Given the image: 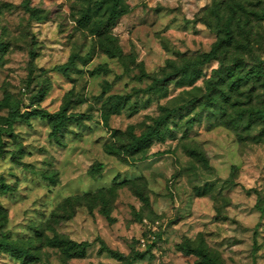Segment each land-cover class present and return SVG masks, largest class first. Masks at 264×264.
<instances>
[{
  "label": "rangeland",
  "instance_id": "rangeland-1",
  "mask_svg": "<svg viewBox=\"0 0 264 264\" xmlns=\"http://www.w3.org/2000/svg\"><path fill=\"white\" fill-rule=\"evenodd\" d=\"M102 1L0 0V100L22 113L68 104L74 116L59 141L37 114L10 129L9 109L0 107V237L28 248L30 264H128L103 245L139 252L133 264H199L183 250L196 246L221 264H264V121L238 115L264 107V84L233 89L228 76L264 61V0H240L251 15L233 26L218 59L156 90L147 89L155 77L218 40L215 0H121L125 14L111 31L122 60L93 31L108 18ZM72 55L75 65L57 70ZM100 65L108 71L95 72ZM117 96L121 109L106 123L102 112ZM165 106L177 111L162 136L128 145L129 130L140 135ZM56 233L88 242L86 255L66 257L48 243ZM0 264L20 261L0 249Z\"/></svg>",
  "mask_w": 264,
  "mask_h": 264
},
{
  "label": "trees",
  "instance_id": "trees-1",
  "mask_svg": "<svg viewBox=\"0 0 264 264\" xmlns=\"http://www.w3.org/2000/svg\"><path fill=\"white\" fill-rule=\"evenodd\" d=\"M102 3L103 5L107 6L108 18L107 20L101 19L97 23L95 22L93 24V31L100 36V46L104 52L111 58H119L122 60L124 59L123 50L119 44L118 38L112 33L111 29L114 27L115 23L125 14V11L120 8L121 0H103ZM102 3L99 5L101 6ZM222 3H224V1L219 2L218 0H215L209 9L210 15L216 18L217 24L219 25L218 40L211 47L210 51L202 54L200 59L188 62L181 67H174V70L171 73L166 74L164 77H155L153 82L147 88L148 90H156L159 86L165 85L169 77L172 75L180 74L183 78H191L193 72H195L199 66L212 60H216L220 57L222 49L227 45V43H230L235 39L233 26L236 23L240 24L243 17H246L248 20L251 15L247 12L245 7H243L240 0H229L226 2L225 6H223ZM255 15L261 18L260 14L257 12H255ZM211 16H208L209 20H206V23L209 27L213 26ZM87 19L89 20L90 17ZM2 45L3 44L0 43V46ZM75 62V56L72 55L68 62L58 65L57 70L66 74L69 68L75 65ZM94 71L107 72L108 68L106 66L100 65L95 68ZM143 75L146 77H152V75L145 71L143 72ZM228 76L233 77L231 82V87L233 89L235 87H240L242 83H247L250 80L264 84V61L259 60L253 69L247 71L244 75H236L233 71H230ZM216 87L217 84L211 81L210 85L207 87V90L212 92L216 90ZM220 93L221 96L225 95L224 90H221ZM121 103V96H117L116 99L109 105V110L102 112L103 120L106 123H108L112 114L118 113L120 111ZM0 107H7L9 109L7 122L10 129L20 116H25V114L30 113L37 114L49 120L52 127L51 135L58 140L60 139L61 135L66 133L69 121L74 118V116L67 114L68 104H65L60 111L54 114L40 109H33L22 113L19 106L12 105L7 99L0 100ZM176 111V108L165 106L163 107L162 113L155 117L152 123L148 124L140 135H137L132 130H129L131 142L128 145H130L133 149H137L138 147L148 145L154 139L161 137L163 134V127L168 123L171 115ZM245 114L255 116L256 118L264 121V107L251 106L246 108L244 111H239L238 113L240 118L244 117ZM1 188L3 190H7L9 187L8 185L3 184ZM102 210L107 216H109V210L106 207H103ZM48 243L51 246L61 249L63 254L68 258L85 256L87 247L89 245L88 242L73 241L69 238L61 236L58 233H56L53 237L48 238ZM0 249L14 256L20 261V264H30L33 260V253L28 248H26L21 243L12 240L8 236L0 237ZM103 250L115 255L120 259H126L128 264H133L139 254V252H134L132 256H127L125 254H120L119 252H116L104 245ZM183 250L188 255H193L196 257L199 264H221L218 259L207 252L203 246L188 247L184 248Z\"/></svg>",
  "mask_w": 264,
  "mask_h": 264
},
{
  "label": "built area",
  "instance_id": "built-area-1",
  "mask_svg": "<svg viewBox=\"0 0 264 264\" xmlns=\"http://www.w3.org/2000/svg\"><path fill=\"white\" fill-rule=\"evenodd\" d=\"M141 243H142L143 245H145V244H146V242H145V240H144V239H142V240H141Z\"/></svg>",
  "mask_w": 264,
  "mask_h": 264
}]
</instances>
